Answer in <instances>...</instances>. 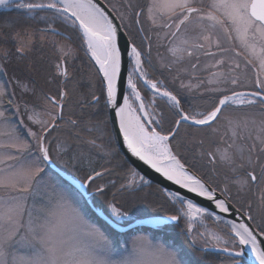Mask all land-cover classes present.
<instances>
[{
  "label": "snow or ice",
  "instance_id": "1",
  "mask_svg": "<svg viewBox=\"0 0 264 264\" xmlns=\"http://www.w3.org/2000/svg\"><path fill=\"white\" fill-rule=\"evenodd\" d=\"M0 8L19 10L32 19L47 9L61 26L70 21L67 36L46 22L41 39L50 32L71 41L79 33L81 47L86 46L97 69L100 92L72 106V93L63 87L70 77L67 58L74 55L68 45L61 46L54 93L38 97L18 80L24 93L31 92L21 107L0 90V103L7 96L11 106L0 110V264H205L210 251L222 255L226 264H244L246 256L248 264H264V223L256 224L257 216L264 221V0H108V4L98 0H0ZM113 13L121 24L114 23ZM144 20L168 39L172 59L166 67L179 66L173 77L178 88L170 89L149 77L144 57L150 55L151 37L145 33ZM132 24L140 26L138 34L145 33L148 53L143 41L138 45L130 39L121 45L122 27L129 29L125 35L130 36ZM5 35L17 43L21 56L32 50L34 39L28 32ZM3 57L7 60V50ZM201 57L211 61L203 69ZM209 69H215L210 78L197 75ZM137 82L150 89L149 104ZM101 103L114 113L132 156L186 193L209 201L218 213L229 214L235 207L229 184L238 196L254 197L246 201L247 222L230 223L227 239L204 231L193 234L194 223L203 224L206 209L186 195L168 192V201L179 207L152 223L160 226L183 219L188 245L201 259H191L174 244L154 245L145 236L133 241V253L151 260L112 259V239L86 219L84 208L92 206L106 225L118 230L129 222V207L116 199V193L142 191L150 181L129 167L106 207L95 205L90 189L101 196L106 193V186L97 179L111 174L108 166L118 151L113 143L102 146L98 142L103 121L97 119L99 113L88 109ZM181 149L193 153L191 161L181 157ZM196 150L200 159L206 158L213 166V172L219 164L231 173L223 188L218 183L213 187L211 177L190 174L186 164L196 167ZM93 152L105 160L101 170L93 166ZM69 163L74 170L87 163L89 170L83 179L67 181L61 176L64 169L60 166ZM110 183L115 187V181ZM243 207L235 211L245 215ZM69 217L82 227L88 243H75L69 237Z\"/></svg>",
  "mask_w": 264,
  "mask_h": 264
},
{
  "label": "rangeland",
  "instance_id": "2",
  "mask_svg": "<svg viewBox=\"0 0 264 264\" xmlns=\"http://www.w3.org/2000/svg\"><path fill=\"white\" fill-rule=\"evenodd\" d=\"M32 2H47V0H37ZM113 2H115V0H113ZM142 3H145V1L142 0ZM0 12H13L12 14L0 18V90L6 91L14 101L21 104V107H23L24 99L31 96V92L24 93L22 86H18V80L20 85H26L28 89L35 90L38 97L42 96L44 93H54L56 91L57 81L54 80L53 77L56 75V64L60 62V57L63 55L61 46L68 45L70 49L74 50V55L67 58V67L70 77L68 81H65L63 87H66V89L72 93L70 96L72 106L75 107L77 101L82 102V97H90L92 92H96L97 95L100 94L97 69L94 67L93 61H90L88 55L86 54V46L81 47L82 40L78 39V36L80 35L79 33L72 35L71 41H67L61 36H54L50 32L44 34L43 39H41V30L45 29L46 22L51 23L53 27H58L59 31L68 35V32H65V29L68 27V24H70V21L61 26L60 21H54L52 18L53 14L47 9L40 10L38 15L33 14L35 19L27 17L23 15L21 11L15 10L13 8H0ZM125 23L130 22L126 20ZM139 27V25L132 24L130 26L131 35L128 36V38L134 39L138 45H140L143 41L144 51L145 53H148L149 42L148 40L143 39L145 33L149 34L151 32L148 21L144 20L143 22L145 33L138 34L137 28ZM124 30L126 32L129 31V29L125 28ZM16 31H26L32 35L34 39L32 50L25 53L23 56H21V54L17 53L16 51L17 43L8 39L5 35L13 34ZM155 41L156 46L154 50L150 52V55L146 54L144 57L148 75L153 80L158 79L163 81L165 87L170 89L173 87L178 88V83L173 82V77L176 75V68L179 66L171 65L169 66L170 69L166 67V65H168L169 61L172 59L171 54L167 51V48H164L165 45L162 39H156ZM5 50L8 52L7 60H5L3 57ZM210 62L211 61L209 60L208 63ZM182 74L183 70L181 71V75ZM137 83L141 95L144 97L145 103L149 104L152 99L150 89H147L145 86H143L142 82ZM7 98L8 97L6 96L5 100L0 103V110H3L4 108H11V106L7 104ZM37 103H40V101L37 100ZM157 104L163 106L162 101L159 99H157ZM133 106L135 107V104H133ZM88 111H92L91 113L94 114L99 113L97 119L103 121V123L100 125L102 131L97 133L101 137L100 141L98 142L101 143L102 146H107L109 143H113L109 132L110 126L109 116H107L108 112L103 108L102 103L96 108L88 109ZM9 115H11V113H9ZM169 119H171L170 116ZM205 147H209L207 142ZM91 155L94 161L93 166L97 170H101L100 166L105 163V160L101 158V154L98 152H93ZM180 155L183 157V159L191 161L193 153L181 149ZM196 158L198 161L201 160L198 150H196ZM205 161V165L208 166L206 170L210 169V165L207 164L206 158ZM126 164L123 160L121 162V159L116 152V155L112 158V164L108 166L111 174L105 173L103 178L97 179V183L106 186V193L101 196L96 194L94 190L90 189L97 207L104 208L106 207V203L113 199V195H108L107 197V189L110 188L113 189V193L116 192V188L119 187L124 178V174L128 169ZM60 167L76 179H83L84 175L89 170L87 163L76 170L72 168L70 163L67 166L61 165ZM197 168L198 167L196 164L195 169ZM111 181H115V187L112 186L110 183ZM116 199L127 202V206L129 207V222L125 223L124 225H127L139 218L151 216H169L174 214L175 208L179 207V205H171L167 199L166 193L161 191L159 188H156L155 185L151 186V184L142 191H136L135 193L121 194L117 192ZM236 202L238 203L240 200ZM242 203L240 202L241 205ZM85 217L90 223H94L89 219L86 213ZM202 219L203 224H201L199 221L194 223L193 234H195L197 231H204L214 233L215 235L227 239V234H229V226L225 223L226 221H220L217 217L210 216L206 213ZM256 222L257 224L264 223V221H262L259 216L256 217ZM180 224L184 230L186 228V224L183 219L180 221ZM171 230L176 229L173 224H168L164 226V228H161L159 232L162 231L163 234L165 233L171 236H177V232H173ZM117 233L118 234L116 237L115 235L112 238L110 237L112 241L116 242L118 245L114 246L115 254L112 257L114 260H122L125 258H142L148 261L152 259L150 256L137 257L136 254L133 253V241L137 236L147 237L148 240L154 245L163 244L167 246L172 244L171 241L166 242L160 237H154L158 233L157 231L147 232L146 230H141L135 232L130 231L125 233ZM180 234L186 239L185 234ZM68 235L75 243H88V238L83 234L82 227L72 223L70 217L68 222ZM184 250L191 258L195 259V257H198L201 259L200 255L198 253H194L189 247L188 240L184 242ZM216 255L218 256L213 255L214 257L211 260L207 259L205 264H222V262L223 264H226V261H224V257L222 255L218 253H216Z\"/></svg>",
  "mask_w": 264,
  "mask_h": 264
},
{
  "label": "water",
  "instance_id": "3",
  "mask_svg": "<svg viewBox=\"0 0 264 264\" xmlns=\"http://www.w3.org/2000/svg\"><path fill=\"white\" fill-rule=\"evenodd\" d=\"M99 3L105 4L102 0H98ZM113 18H114V23L116 24H121L118 17H116L115 13H113ZM65 36H67L64 33ZM129 42V38L127 35H125V31L122 28L121 29V39L120 43L122 46L126 45ZM125 65L126 67L129 66V58L125 57ZM109 120H110V126H111V131L115 140L119 151L125 158V160L135 169L137 170L141 175L145 176L149 181H151L153 184L161 187L167 192H179L181 195H186L187 199L192 200L193 203L197 204L198 206L206 209L207 211L215 214L216 216L224 219L226 222L230 223H243L247 222L246 215H241L240 212H236L235 208H233V211L230 212L229 214H222L218 213L217 210H215L214 205H212L209 201L205 200L202 197H197L195 194L192 193H186V190L180 189L178 185L173 184L171 181H168L165 177L161 176L160 173H157L154 169L149 167L148 165H145L142 161H140L138 158L134 157L131 155V153L128 151L126 145L123 143V137L119 133V122L116 119L114 113L109 112ZM188 168V167H187ZM188 171L190 174L198 176L196 173H194L190 168H188ZM61 176L67 181H72L73 177L68 174L65 171L61 172ZM199 177V176H198ZM217 195L220 196V198H224L219 192H217ZM91 210L96 214V216L103 221L102 218H100L95 209L88 205ZM242 212V211H241ZM160 217H166V216H151V217H144V218H139L135 219L134 221L130 222L127 225H123L120 229L115 230L116 232L119 233H125V232H135V231H141V230H156L160 227L166 226L168 224H174V223H167V224H161L160 226H156L152 221L159 219ZM104 222V221H103ZM253 227H255L253 225ZM258 230V229H257ZM247 253V250H245ZM211 252V251H210ZM215 253V252H213ZM250 256V254H247ZM244 264H248V258L246 256Z\"/></svg>",
  "mask_w": 264,
  "mask_h": 264
},
{
  "label": "flooded vegetation",
  "instance_id": "4",
  "mask_svg": "<svg viewBox=\"0 0 264 264\" xmlns=\"http://www.w3.org/2000/svg\"><path fill=\"white\" fill-rule=\"evenodd\" d=\"M106 4H108V0H103ZM145 2H147V0H144ZM140 2L142 3V0H140ZM109 7H110V5H109ZM148 23H149V27H150V29H151V32L149 33V34H147L148 36H150L151 37V50H150V52L151 51H153L154 50V48H155V46H156V39L157 40H160V39H162L163 41H164V48H168V46H169V44H168V39L165 37V34H164V32H159V33H156L155 31H153L152 30V28H151V25H150V22L148 21ZM149 42V41H148ZM209 60H210V58H206V57H201V61H202V69H203V66L204 65H206V64H208V62H209ZM168 69H170V67H168ZM211 71H215V69H209L208 71H203V70H201L200 72H198L197 73V75H201V76H203L205 79H207V78H209L210 77V72ZM186 73H184L183 72V74L182 75H185ZM185 82H187V80L185 81ZM82 99V102L85 100V97L83 98H81ZM92 112V111H91ZM108 112V111H107ZM107 116H108V113H107ZM110 126V125H109ZM109 129H110V127H109ZM109 132H110V137H112V142L115 144V142H114V139H113V135H112V133H111V129L109 130ZM116 146V145H115ZM116 149H117V147H116ZM117 155L119 156V158L121 159V162H122V160L123 161H125L124 160V158H123V156H122V154L120 153V151L118 150L117 151ZM127 162L125 161V164H126ZM205 163H206V161H205V159H201L198 163H197V174L198 175H200L201 177L203 176V175H205L206 176V178H203V177H205V176H203L202 178L203 179H207L208 177H211L212 178V181H213V187H215V185L218 183V184H220V188H223L224 187V184H225V182H226V180H225V178L227 177V176H231V173L226 169V168H224V167H222V166H220L219 164L216 166V171L215 172H213L212 171V165L211 164H209L208 162H207V164L208 165H210V169H207L206 170V168L208 167L207 165H205ZM127 165V168H129L130 166L128 165V163L126 164ZM151 186H153V184H151ZM229 187H230V189H231V192H230V195H231V197H232V200H233V203H234V205L238 208V207H240L241 206V204H240V202L242 203V201H243V203H242V205H244V207L243 208H241V210L244 212V213H246L247 212V208H246V202H244V201H247L248 199H254V197H249V196H238L237 195V193H236V189H235V187L234 186H232L231 184H229ZM217 191L218 192H220V189H217ZM221 193V192H220ZM247 198V199H246ZM238 201V200H240V202H236V201ZM173 226L175 227V229L176 230H171V231H173V232H177V235L179 234L180 235V233H183L184 234V230H183V227H182V225L180 224V221L178 222V223H176V224H173ZM169 228V227H168ZM170 231V232H171ZM159 234H163L162 233V231H157ZM157 233V234H158ZM209 254H212V253H210L209 252ZM212 255H214V256H218V255H216V254H212Z\"/></svg>",
  "mask_w": 264,
  "mask_h": 264
},
{
  "label": "trees",
  "instance_id": "5",
  "mask_svg": "<svg viewBox=\"0 0 264 264\" xmlns=\"http://www.w3.org/2000/svg\"><path fill=\"white\" fill-rule=\"evenodd\" d=\"M13 12H0V18H3L4 16H6V15H9V14H12ZM185 106H187V105H185ZM187 165V164H186ZM188 166V165H187ZM190 168V167H189ZM190 169H192L193 171H195L196 173H197V170L195 169V168H190ZM203 176H205V175H203ZM202 176V177H203ZM203 178H206V176L205 177H203ZM81 179V178H80ZM156 188H158V187H156ZM108 195H113V189H111V191H108V193H107V197H108ZM111 197V196H110ZM84 211H85V213L87 214V216L89 217V219L92 221V222H94L95 224H97L98 226H100L111 238L115 235V237H116V235L118 234L117 232H115L112 228H110L108 225H106L102 220H100L91 210H90V208L88 207V206H85V208H84ZM93 213V214H92ZM256 224H257V222H256ZM154 237H160V238H162L163 239V241H166V242H169V241H171L172 242V244H174V245H177V246H180V247H182L183 249H184V242H186L187 240L184 238V237H182V235L180 234H178L177 236H171V235H168V234H156ZM177 238V239H176ZM113 244H114V246H118L117 245V243L116 242H114L113 241ZM214 256L213 255H211V254H208V258L207 259H209V260H211L212 258H213ZM191 259H193V260H199V258L198 257H195V259L194 258H191ZM208 264V263H207Z\"/></svg>",
  "mask_w": 264,
  "mask_h": 264
}]
</instances>
